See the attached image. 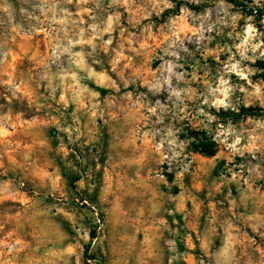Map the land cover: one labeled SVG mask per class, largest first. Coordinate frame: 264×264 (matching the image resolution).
I'll use <instances>...</instances> for the list:
<instances>
[{
	"label": "clouds",
	"instance_id": "clouds-1",
	"mask_svg": "<svg viewBox=\"0 0 264 264\" xmlns=\"http://www.w3.org/2000/svg\"><path fill=\"white\" fill-rule=\"evenodd\" d=\"M0 264H264V0H0Z\"/></svg>",
	"mask_w": 264,
	"mask_h": 264
}]
</instances>
